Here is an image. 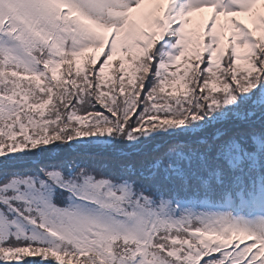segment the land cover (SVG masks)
Here are the masks:
<instances>
[{"label": "snow or ice", "instance_id": "1", "mask_svg": "<svg viewBox=\"0 0 264 264\" xmlns=\"http://www.w3.org/2000/svg\"><path fill=\"white\" fill-rule=\"evenodd\" d=\"M0 264H264V0H0Z\"/></svg>", "mask_w": 264, "mask_h": 264}, {"label": "rangeland", "instance_id": "2", "mask_svg": "<svg viewBox=\"0 0 264 264\" xmlns=\"http://www.w3.org/2000/svg\"><path fill=\"white\" fill-rule=\"evenodd\" d=\"M241 19H244L245 20V22L247 21V18L246 17H241ZM103 57H101V59H102ZM122 148H123V146H121ZM48 155H51V154H48V153H46L45 154V156H48Z\"/></svg>", "mask_w": 264, "mask_h": 264}]
</instances>
